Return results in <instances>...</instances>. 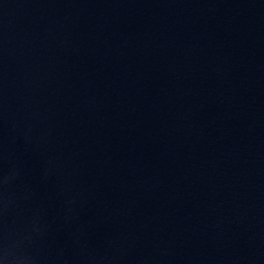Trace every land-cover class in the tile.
Returning a JSON list of instances; mask_svg holds the SVG:
<instances>
[{
  "label": "water",
  "instance_id": "obj_1",
  "mask_svg": "<svg viewBox=\"0 0 264 264\" xmlns=\"http://www.w3.org/2000/svg\"><path fill=\"white\" fill-rule=\"evenodd\" d=\"M0 264H264V0H0Z\"/></svg>",
  "mask_w": 264,
  "mask_h": 264
}]
</instances>
